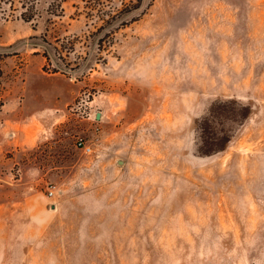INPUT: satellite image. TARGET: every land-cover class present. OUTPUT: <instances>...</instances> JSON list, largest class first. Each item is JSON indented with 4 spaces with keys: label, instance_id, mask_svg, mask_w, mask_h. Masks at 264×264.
Instances as JSON below:
<instances>
[{
    "label": "rangeland",
    "instance_id": "1",
    "mask_svg": "<svg viewBox=\"0 0 264 264\" xmlns=\"http://www.w3.org/2000/svg\"><path fill=\"white\" fill-rule=\"evenodd\" d=\"M32 3L0 4V264H264V0Z\"/></svg>",
    "mask_w": 264,
    "mask_h": 264
},
{
    "label": "trees",
    "instance_id": "2",
    "mask_svg": "<svg viewBox=\"0 0 264 264\" xmlns=\"http://www.w3.org/2000/svg\"><path fill=\"white\" fill-rule=\"evenodd\" d=\"M2 1V5L9 3L11 5L12 1H20L21 2V7L23 8V11L21 13V18L25 22H30L33 20L34 17V6H33V1H40V0H0ZM137 1H142V0H137ZM152 1V0H149ZM51 14V13H50Z\"/></svg>",
    "mask_w": 264,
    "mask_h": 264
},
{
    "label": "built area",
    "instance_id": "3",
    "mask_svg": "<svg viewBox=\"0 0 264 264\" xmlns=\"http://www.w3.org/2000/svg\"><path fill=\"white\" fill-rule=\"evenodd\" d=\"M74 146L76 149H79L82 152V154L89 155L92 153L90 142L85 141L81 137L75 138ZM58 193L59 191L56 189L55 186H50L48 188V197L54 198Z\"/></svg>",
    "mask_w": 264,
    "mask_h": 264
},
{
    "label": "water",
    "instance_id": "4",
    "mask_svg": "<svg viewBox=\"0 0 264 264\" xmlns=\"http://www.w3.org/2000/svg\"><path fill=\"white\" fill-rule=\"evenodd\" d=\"M99 118V114H97V119Z\"/></svg>",
    "mask_w": 264,
    "mask_h": 264
}]
</instances>
